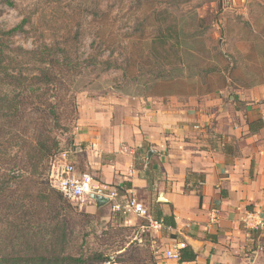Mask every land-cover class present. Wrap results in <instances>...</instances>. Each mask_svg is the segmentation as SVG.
<instances>
[{"label": "rangeland", "instance_id": "rangeland-1", "mask_svg": "<svg viewBox=\"0 0 264 264\" xmlns=\"http://www.w3.org/2000/svg\"><path fill=\"white\" fill-rule=\"evenodd\" d=\"M172 1L0 0V31L25 22L24 31L8 41L15 50L16 71L27 77L38 74L28 52L45 45L67 51L73 67H80L61 76L60 98L67 109L64 103L58 108L70 132L55 130L46 112L34 110L14 130L21 139L10 142L12 157L8 159L14 161L12 166L23 161L25 179L13 191L24 201V211L31 208L34 212L31 235L36 233L28 244L27 238L19 239L18 231H11L22 219H3L0 241L13 245L14 253L40 249L47 254L63 247L62 253L73 256L101 253L111 261L106 264H165L147 221L116 212L111 203L96 208L89 199L68 201L73 211L61 212L59 220L51 209L49 217L42 210L63 151L72 153L79 174L97 180L95 173H86L85 153L78 151L81 144L76 143L78 130L91 111L105 113L114 108L121 113L126 105L129 111L143 113L156 102L184 113L185 105H204L219 112L232 109L231 96L239 89L264 83V0H188L176 5ZM160 16L164 22H158ZM161 33L165 38L153 41ZM213 67L220 72L206 74ZM4 167L18 173L9 165ZM51 217H55L54 224L45 227ZM23 223L28 226L26 220ZM38 243L44 246L29 248Z\"/></svg>", "mask_w": 264, "mask_h": 264}, {"label": "crops", "instance_id": "crops-1", "mask_svg": "<svg viewBox=\"0 0 264 264\" xmlns=\"http://www.w3.org/2000/svg\"><path fill=\"white\" fill-rule=\"evenodd\" d=\"M231 100L232 109L219 112L156 102L143 113L126 105L121 113L93 110L78 130L86 173L174 217L173 232L150 234L163 254L175 241L187 243L197 259L181 264H264V229L242 222L249 212L264 219V83ZM258 120L263 127L251 131Z\"/></svg>", "mask_w": 264, "mask_h": 264}, {"label": "trees", "instance_id": "trees-1", "mask_svg": "<svg viewBox=\"0 0 264 264\" xmlns=\"http://www.w3.org/2000/svg\"><path fill=\"white\" fill-rule=\"evenodd\" d=\"M185 1L188 2V0H173L171 3L176 5L177 3L183 4ZM157 20L159 23L165 21L164 16H160ZM24 24L25 22L9 31H0V227L3 226L2 220L9 219L11 216H15V221L22 219L24 222V220H26L28 226L23 222L20 225L18 222H15L11 227V231H18L20 233L19 239L27 238L26 242L29 244L31 238L36 236V233L31 235L33 228H31L30 224L34 212L31 211V208L25 212L26 205L24 201L15 194L16 191H13V186L19 185L20 181L25 179V176L23 175L22 169L24 165L23 161L21 162L19 160L12 166L11 161L13 160L8 159V157H12L9 154L12 148L10 142L13 141V138L14 140L21 139V135H17L20 133L15 134L14 130H18V128L22 127L24 119L28 113L33 110L46 112L55 130H62L65 133L71 131L69 126L62 124V118L59 112L60 108H58L59 103H64L65 108L63 109H67L65 102L60 98L61 90L64 85L61 76L64 73L75 72L80 67H73L71 56L67 51L61 48L54 49L45 45L39 51L33 50L28 52L35 60L34 68L37 69L36 72L38 74H31L27 77L22 71H16L12 57V53L15 50L8 46V41L18 33L24 31ZM167 36L169 38L174 37L170 35ZM164 38L165 36L161 33L156 36L153 41H162ZM108 65L110 66L111 64L108 63ZM219 72L220 70L217 67L206 70V74H217ZM225 82L227 81L225 80ZM12 89L15 90L13 93ZM262 127L263 122L260 120L250 123V130L253 132ZM68 146H70V144ZM225 150H229V148ZM7 165L13 167L12 170H18V173L14 172L15 174H12L9 169L6 170L4 166ZM3 169L4 171H1ZM114 188L121 197L125 195V188ZM46 195V200L44 201L46 208L42 210L44 212L42 214H48L49 217L52 215V211H54L56 212L54 214L56 220H59L61 212L73 211L71 204L68 202L69 200L53 186L49 187V193ZM5 209L9 210V213H4V215H2L1 212ZM150 213L155 219H163L167 225L173 228L176 227L173 216H166L160 210H155ZM55 217H51L47 223L44 222L46 223L45 227L52 226ZM65 224L67 225L66 222ZM142 226L145 225L143 224ZM8 246L11 247V251L8 250ZM37 246L43 247L44 244L38 243V245H29V248L34 249ZM13 248V245H7V243L3 245L0 241V264H106L111 262L109 257H105L101 253H94L89 257H86L84 254L78 256L64 254L62 253L64 252L63 247L61 249L63 251L60 252L52 250L44 254L40 252V249H37L35 252L25 255H21L19 252L14 253ZM196 259L197 254L192 248L187 247V249L182 252L181 263L194 262Z\"/></svg>", "mask_w": 264, "mask_h": 264}, {"label": "built area", "instance_id": "built-area-1", "mask_svg": "<svg viewBox=\"0 0 264 264\" xmlns=\"http://www.w3.org/2000/svg\"><path fill=\"white\" fill-rule=\"evenodd\" d=\"M71 154L68 151L60 154L51 176L52 186L69 201L84 203L88 199L92 200V195L101 196L109 200L114 211L145 219L150 230L157 233L173 232L172 226L167 225L163 219H155L133 195L127 194L121 197L114 187L100 184L88 174H79L75 163L71 160ZM242 222L248 230L264 229V219L257 212L247 213ZM187 247V243L175 241L163 254L165 264H181L182 252Z\"/></svg>", "mask_w": 264, "mask_h": 264}, {"label": "water", "instance_id": "water-1", "mask_svg": "<svg viewBox=\"0 0 264 264\" xmlns=\"http://www.w3.org/2000/svg\"><path fill=\"white\" fill-rule=\"evenodd\" d=\"M91 199L96 203L97 208L103 207L109 203V200L101 196L92 195Z\"/></svg>", "mask_w": 264, "mask_h": 264}]
</instances>
